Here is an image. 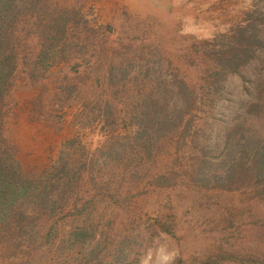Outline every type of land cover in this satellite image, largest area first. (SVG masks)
Instances as JSON below:
<instances>
[{"label": "rangeland", "instance_id": "374dc122", "mask_svg": "<svg viewBox=\"0 0 264 264\" xmlns=\"http://www.w3.org/2000/svg\"><path fill=\"white\" fill-rule=\"evenodd\" d=\"M43 3L0 103L42 190L0 264H264V0Z\"/></svg>", "mask_w": 264, "mask_h": 264}, {"label": "trees", "instance_id": "16d2710c", "mask_svg": "<svg viewBox=\"0 0 264 264\" xmlns=\"http://www.w3.org/2000/svg\"><path fill=\"white\" fill-rule=\"evenodd\" d=\"M41 1L42 0H0V103L4 99L5 93L3 94V92L6 84L9 83L16 72L17 67L15 63L18 59L19 50H24L25 47H27V45L24 44H26V40L28 41L31 37L30 30H27V34H29L26 40L24 41V39L21 38L20 42L16 41L17 35H19L17 23L19 22L18 18L20 15L23 14L24 16H28V18L25 17L26 21L24 22H30V24L41 28V34H46L50 28L53 33L56 32L53 19L46 21V17H41L43 11L52 12L48 9V6L46 7V4L44 5L43 3L42 5H38ZM28 13L29 15H27ZM43 50L44 49L41 47L40 51L37 53V61H44L46 58L47 52L44 54ZM23 55L26 56V53ZM32 71L33 72L30 71L32 75L30 76L36 77L34 75H36L37 69H32ZM1 122L2 120H0V124ZM1 142L0 136V222L4 225L0 227V239L3 238V233L9 226L8 222L16 220V216L19 212V205L22 202L19 201L20 198L30 195L31 190L40 189L41 185L40 180L31 182V175L25 172L21 162H19L15 154L5 149ZM41 173H44V171ZM41 190L42 189H40V191ZM39 196L40 195L37 197ZM9 227H11V225Z\"/></svg>", "mask_w": 264, "mask_h": 264}]
</instances>
